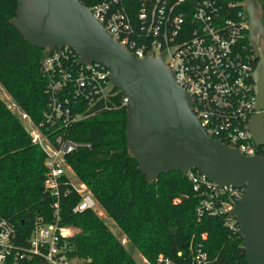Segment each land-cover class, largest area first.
<instances>
[{
	"label": "built area",
	"instance_id": "1",
	"mask_svg": "<svg viewBox=\"0 0 264 264\" xmlns=\"http://www.w3.org/2000/svg\"><path fill=\"white\" fill-rule=\"evenodd\" d=\"M100 0L88 7L112 39L136 58L148 53L161 56L175 81L191 96V111L206 134L244 155L264 157L247 129L256 110L252 71L256 60L247 41V18L241 3L219 4L216 0ZM241 6V7H239ZM46 96L40 119L27 118L29 141L44 155L43 188L50 203L51 220L35 218L28 236L19 242L10 221L0 217V264L38 259V264H77L68 238L77 228L60 221L61 199L71 191L78 199L71 212L94 210L96 200L79 181L67 162L74 151L89 148V141L75 139V126L97 113L115 108L118 92L101 63H78L68 48H54L39 61ZM122 95V94H121ZM122 95L120 104L125 105ZM264 128V122H263ZM198 196L197 221L203 216L220 217L231 234L238 224L229 210L243 188L215 184L197 170L185 174ZM178 198L174 199L177 202ZM193 237L187 245L186 264H208L202 241ZM157 262L173 264L168 258ZM176 264V263H175Z\"/></svg>",
	"mask_w": 264,
	"mask_h": 264
},
{
	"label": "trees",
	"instance_id": "2",
	"mask_svg": "<svg viewBox=\"0 0 264 264\" xmlns=\"http://www.w3.org/2000/svg\"><path fill=\"white\" fill-rule=\"evenodd\" d=\"M79 1L90 7L100 0ZM216 1L225 5L240 4L242 0ZM254 1L264 11V0ZM15 9L16 0H0V86L18 112L37 122L46 99L38 69L43 49L29 45L10 24ZM120 97L118 91L113 101L115 108L75 126L73 137L89 141L91 146L67 157L77 179L85 184L118 231L113 233L94 210L71 212L78 199L71 191L60 205V221L77 228L67 239L70 254L82 264H138L131 254L136 250L149 264H162L157 262L158 256L173 264H186L189 240L193 237L200 241L199 235L204 232L202 245L209 256L208 264H246L240 236L231 234L220 217L203 216L197 221L194 208L198 196L192 192L187 176L169 171L153 181L145 179L126 151V111ZM43 159L41 150L30 143L18 116L0 99V217L12 223L19 242L28 236L35 218L51 220L50 199L43 188ZM120 235L126 237V246L121 244ZM38 262L33 258L17 264Z\"/></svg>",
	"mask_w": 264,
	"mask_h": 264
},
{
	"label": "water",
	"instance_id": "3",
	"mask_svg": "<svg viewBox=\"0 0 264 264\" xmlns=\"http://www.w3.org/2000/svg\"><path fill=\"white\" fill-rule=\"evenodd\" d=\"M256 110H264V11L254 0H242ZM10 24L29 45L43 49L68 47L78 63L98 62L126 100L125 147L147 181L160 173L197 170L213 182L243 188L229 210L237 224L246 264H264V157L244 155L209 136L191 111V96L177 84L161 56L136 58L112 39L90 9L79 0H16ZM264 112L252 114L247 129L264 145Z\"/></svg>",
	"mask_w": 264,
	"mask_h": 264
},
{
	"label": "rangeland",
	"instance_id": "4",
	"mask_svg": "<svg viewBox=\"0 0 264 264\" xmlns=\"http://www.w3.org/2000/svg\"><path fill=\"white\" fill-rule=\"evenodd\" d=\"M0 99L3 100V102L6 104V106L10 109L11 112L15 113L23 128H27V118H22L21 113L18 112L19 109L17 108V106L14 104V102L12 101V99L10 98V96L4 91V89L0 86ZM94 212L104 221V223L110 227L111 231L113 233H116L117 227L114 225L113 221L111 218H109L104 210H102V208L96 204V207L94 209ZM120 242L122 245L126 246V237L124 235H120ZM131 254H133V259L138 263V264H149L145 258H143L136 250L134 252H132ZM82 260H78L77 264H82Z\"/></svg>",
	"mask_w": 264,
	"mask_h": 264
}]
</instances>
